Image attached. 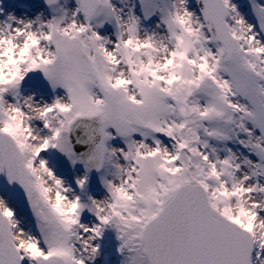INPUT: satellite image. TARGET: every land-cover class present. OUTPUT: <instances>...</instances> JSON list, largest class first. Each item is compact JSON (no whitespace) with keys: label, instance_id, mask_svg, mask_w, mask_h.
<instances>
[{"label":"snow or ice","instance_id":"6c2138e0","mask_svg":"<svg viewBox=\"0 0 264 264\" xmlns=\"http://www.w3.org/2000/svg\"><path fill=\"white\" fill-rule=\"evenodd\" d=\"M0 264H264V0H0Z\"/></svg>","mask_w":264,"mask_h":264}]
</instances>
